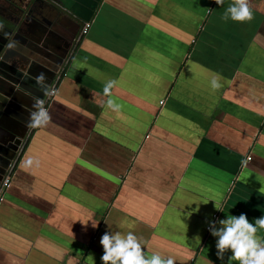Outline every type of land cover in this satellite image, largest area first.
<instances>
[{"label":"crops","instance_id":"obj_1","mask_svg":"<svg viewBox=\"0 0 264 264\" xmlns=\"http://www.w3.org/2000/svg\"><path fill=\"white\" fill-rule=\"evenodd\" d=\"M60 1L92 25L68 43L51 121L29 136L0 203V264H102L106 231H132L146 256L175 264H238L228 249L217 257L207 227L264 216V0H250L246 22L221 18L232 0ZM38 61L2 63L0 82L43 94L33 77L53 74ZM10 149L0 144V164Z\"/></svg>","mask_w":264,"mask_h":264},{"label":"clouds","instance_id":"obj_2","mask_svg":"<svg viewBox=\"0 0 264 264\" xmlns=\"http://www.w3.org/2000/svg\"><path fill=\"white\" fill-rule=\"evenodd\" d=\"M224 2L225 0H215L219 6H223ZM221 18L224 21L229 18L238 22L251 21L254 17L250 0H232ZM2 27L0 25V28ZM35 79L37 84L43 86V73ZM116 83L115 80H109L104 86L103 93L109 97L106 101L107 108L119 113L122 105L112 98V89ZM211 87L213 90L222 87L215 76L212 78ZM43 90L46 95L53 94L46 86H43ZM33 107L39 108L40 111L30 113L28 127H39L51 121L48 109L43 108V101L37 99ZM41 116L45 118L44 123L39 119ZM31 162V159L27 161L28 164ZM83 223L85 226L87 225V222ZM208 225L211 235L218 238L215 245L216 255L221 261L224 260L225 250L228 249L231 251L229 260L236 261L238 264H264V239L257 235L258 230L264 229V216L255 218L253 224L245 213H241L238 216L230 215L225 219L208 221ZM92 226L96 227V224L92 223ZM99 243L103 247V254L100 257L102 264H175V260L171 256L164 257L159 253L146 256L142 250L144 243L142 238L137 237L132 231L126 234L106 231L102 234Z\"/></svg>","mask_w":264,"mask_h":264},{"label":"flooded vegetation","instance_id":"obj_3","mask_svg":"<svg viewBox=\"0 0 264 264\" xmlns=\"http://www.w3.org/2000/svg\"><path fill=\"white\" fill-rule=\"evenodd\" d=\"M56 4H50L46 0H0V51L1 48L7 47L14 51L20 49L30 55V42L33 27L40 25L43 33L50 34L56 39H61L67 44L69 42H79L81 40V26L75 20L64 12V7L60 0H53ZM59 19V20H58ZM61 21V22H60ZM11 45V46H10ZM36 49L52 56L54 59L59 58L58 55L48 52V50L34 43ZM54 47V45H52ZM58 48V53H63L64 48ZM20 49L17 51H20ZM57 50V49H56ZM8 61H14L12 55L7 56ZM44 60V59H43ZM46 63H49L47 61ZM22 131V129H18ZM0 139L7 140L9 135L0 132ZM22 141L14 144L9 150L13 153L19 150ZM13 144V143H12ZM0 164V188L10 166V161L2 159Z\"/></svg>","mask_w":264,"mask_h":264},{"label":"water","instance_id":"obj_4","mask_svg":"<svg viewBox=\"0 0 264 264\" xmlns=\"http://www.w3.org/2000/svg\"><path fill=\"white\" fill-rule=\"evenodd\" d=\"M50 4H56L53 0H46ZM64 12L70 17L71 20H75L77 23L80 24L82 27L84 25V21L80 20V18H76V16H73L70 12L65 10ZM71 14V15H70ZM75 17V18H74ZM59 20V19H58ZM61 22V21H60ZM32 33H30L31 41L30 42V55L20 49V47L16 48L14 51L11 48H7L6 46L1 48L0 51V66L4 62L12 63L16 67H22L23 64H25L29 58H30V65H33L31 60L36 59L41 62H39L40 65H44L42 62V59L40 60V56H44L45 58L48 57L49 60L54 63L53 65H44L42 69H50L49 73L53 74L51 79L48 76L46 77L43 82L46 81L48 84L47 87H50L51 81L54 79L57 71L63 67L71 58V51H70V45L66 43H60L56 37L50 36V34H44L42 27L40 25H36V27H33ZM34 43H37V45H41L44 49L51 51L52 53L56 54L59 56V58L54 59L53 57L49 55H44L45 53L41 52L40 50L36 49L34 46ZM58 46V47H63L64 52L58 53L53 46ZM17 49L20 51H17ZM43 53V54H42ZM8 55H12V57L15 59L14 61H8ZM34 69V68H33ZM35 70L39 73L37 67ZM51 71V72H50ZM42 72L39 74H35L36 76H39ZM17 76H21L20 74H16ZM49 75V74H48ZM30 76L33 77L30 73ZM34 79L36 77H33ZM10 82L3 81V83L0 82V132L2 134L9 135V139L7 140H1L0 139V144L5 148V149H10L13 147L14 144L20 143V141H23L25 139V136L27 134V131L29 130L30 127H28V122L23 120L20 117L15 116V114L11 111H8L11 108H14L16 106L15 102L19 106L20 109H24L25 113H31V112H36L37 108H34L33 105L36 102L37 99L44 97L46 94L43 92V94H36L32 91L30 93L32 94V98L30 96H26L23 92H21L22 98H18L16 95L13 96V89L18 88L19 90H16V93L19 91H27L26 87L24 85L19 84L18 80L14 78L9 77ZM46 86V85H45ZM9 89V90H8ZM15 101V102H14ZM9 103V104H8ZM14 104V105H13ZM3 107L5 109H3ZM3 114V115H1ZM22 129V131L18 129ZM23 128H25L23 131ZM13 143V144H12ZM1 152V151H0ZM3 154V153H2ZM4 155V154H3ZM10 161V160H8Z\"/></svg>","mask_w":264,"mask_h":264},{"label":"built area","instance_id":"obj_5","mask_svg":"<svg viewBox=\"0 0 264 264\" xmlns=\"http://www.w3.org/2000/svg\"><path fill=\"white\" fill-rule=\"evenodd\" d=\"M92 23L90 21L84 23V25L81 28V39L83 36L87 35L89 33V30L91 28ZM67 75V70L65 68H63L56 76L55 78L52 80L49 89L52 91L53 94L51 95H45L44 97L39 98V100L43 101V108L44 109H49L50 104L54 101V99L57 96V92L58 89L64 79V77ZM40 111L39 108H37L36 112L38 113ZM39 119L41 120V122L44 121V117L41 116L39 117ZM40 127V126H39ZM39 127H31L29 134L26 138V140H24V144L21 147V149L19 150L18 154L16 155V157L13 159V161L11 162L6 176L3 180V184L1 185L0 188V203L3 201L4 197H5V192L9 189V187L11 186L12 183V179L15 175L16 169L18 167L19 162L21 161V158L23 156V151L25 148V144L27 143V140L29 138V136H31V134H33ZM217 217V216H216ZM209 228V226L207 227V229ZM79 264V263H78Z\"/></svg>","mask_w":264,"mask_h":264}]
</instances>
